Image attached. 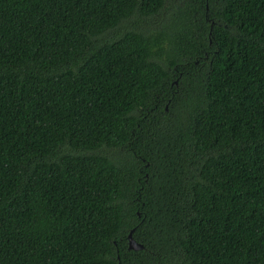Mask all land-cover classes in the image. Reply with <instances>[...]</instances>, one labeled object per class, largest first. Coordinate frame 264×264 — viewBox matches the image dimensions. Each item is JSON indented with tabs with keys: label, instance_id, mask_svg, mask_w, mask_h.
I'll return each instance as SVG.
<instances>
[{
	"label": "trees",
	"instance_id": "obj_1",
	"mask_svg": "<svg viewBox=\"0 0 264 264\" xmlns=\"http://www.w3.org/2000/svg\"><path fill=\"white\" fill-rule=\"evenodd\" d=\"M0 264H264V0H0Z\"/></svg>",
	"mask_w": 264,
	"mask_h": 264
},
{
	"label": "water",
	"instance_id": "obj_2",
	"mask_svg": "<svg viewBox=\"0 0 264 264\" xmlns=\"http://www.w3.org/2000/svg\"><path fill=\"white\" fill-rule=\"evenodd\" d=\"M128 239H129V245H130L129 247H130V248H132V249H138V248H139V246L136 245V244L134 243V241L132 240L131 235H129Z\"/></svg>",
	"mask_w": 264,
	"mask_h": 264
}]
</instances>
